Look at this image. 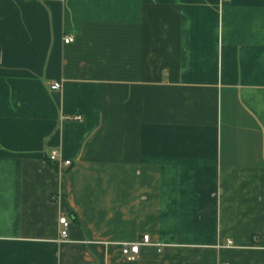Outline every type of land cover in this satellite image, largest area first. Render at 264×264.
I'll return each instance as SVG.
<instances>
[{
  "label": "crops",
  "instance_id": "1",
  "mask_svg": "<svg viewBox=\"0 0 264 264\" xmlns=\"http://www.w3.org/2000/svg\"><path fill=\"white\" fill-rule=\"evenodd\" d=\"M0 264H264V0H0Z\"/></svg>",
  "mask_w": 264,
  "mask_h": 264
},
{
  "label": "built area",
  "instance_id": "2",
  "mask_svg": "<svg viewBox=\"0 0 264 264\" xmlns=\"http://www.w3.org/2000/svg\"><path fill=\"white\" fill-rule=\"evenodd\" d=\"M73 41L72 38H65L64 43L68 44ZM61 88V83L60 82H54L50 85L51 90H59ZM75 120H79V117L74 118ZM59 155L57 152H51L49 156L50 161H56L58 159ZM62 166H69L70 162L69 161H63L61 162ZM58 224L61 227L60 233H59V238L60 241H63L67 239V230L69 227V221L67 218L63 215H60L58 218ZM150 245V240L147 235L142 236L141 240L133 243H124L121 245L122 249V254L127 258V260L132 261L134 260L135 256L138 255L139 250L142 246H147Z\"/></svg>",
  "mask_w": 264,
  "mask_h": 264
}]
</instances>
